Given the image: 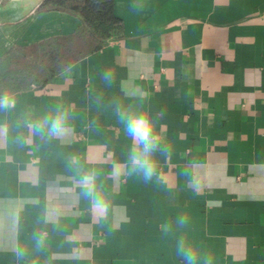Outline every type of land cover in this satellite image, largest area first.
Wrapping results in <instances>:
<instances>
[{
    "label": "crops",
    "instance_id": "crops-1",
    "mask_svg": "<svg viewBox=\"0 0 264 264\" xmlns=\"http://www.w3.org/2000/svg\"><path fill=\"white\" fill-rule=\"evenodd\" d=\"M42 1L0 2V60L81 26ZM114 13L122 30L100 49L0 94L15 99L0 108V264H184L181 235L198 264H264V0H114ZM57 107L60 134L30 130ZM118 108L154 122L148 182L130 174ZM92 169L103 209L83 195Z\"/></svg>",
    "mask_w": 264,
    "mask_h": 264
},
{
    "label": "trees",
    "instance_id": "trees-1",
    "mask_svg": "<svg viewBox=\"0 0 264 264\" xmlns=\"http://www.w3.org/2000/svg\"><path fill=\"white\" fill-rule=\"evenodd\" d=\"M39 10L76 15L81 26L72 35L9 50L0 60L2 95L32 85L44 87L73 62L100 49L122 30V21L114 13V0H43Z\"/></svg>",
    "mask_w": 264,
    "mask_h": 264
},
{
    "label": "clouds",
    "instance_id": "clouds-1",
    "mask_svg": "<svg viewBox=\"0 0 264 264\" xmlns=\"http://www.w3.org/2000/svg\"><path fill=\"white\" fill-rule=\"evenodd\" d=\"M103 80L107 84H111L114 74L110 70L103 73ZM15 99L11 96L0 98V108L14 107ZM160 115H163L161 113ZM117 118L124 125L126 135L132 141V147L129 152L128 163L130 166V174L139 173L142 175L145 182L150 181L156 174L157 162L153 158V153L160 141L154 134V122L147 112L136 111L131 108L117 109ZM68 120V111L57 107L53 114L49 112L35 119L28 124V127L33 133L46 134L49 137H54L60 134ZM168 151L169 149H162ZM99 172L95 169L88 170L83 173L80 183L84 187L83 195L85 198H90L94 206L98 209H103L106 205V200L101 192L97 190L96 180ZM189 216L181 214L175 221L176 225L184 228L189 223ZM161 231L165 235L173 231V225L170 222L161 224ZM43 245V237L37 241V246ZM176 252L184 261V264H198L200 254L196 247L190 244L183 235L177 241ZM25 252L20 250L17 252V257L22 258ZM205 264H212L211 256L205 258Z\"/></svg>",
    "mask_w": 264,
    "mask_h": 264
},
{
    "label": "rangeland",
    "instance_id": "rangeland-1",
    "mask_svg": "<svg viewBox=\"0 0 264 264\" xmlns=\"http://www.w3.org/2000/svg\"><path fill=\"white\" fill-rule=\"evenodd\" d=\"M9 1H10V0H3L1 5L4 6V5H5L7 2H9ZM16 66H19V64L15 65L14 67H16Z\"/></svg>",
    "mask_w": 264,
    "mask_h": 264
},
{
    "label": "water",
    "instance_id": "water-1",
    "mask_svg": "<svg viewBox=\"0 0 264 264\" xmlns=\"http://www.w3.org/2000/svg\"><path fill=\"white\" fill-rule=\"evenodd\" d=\"M3 0H0V2H2Z\"/></svg>",
    "mask_w": 264,
    "mask_h": 264
}]
</instances>
